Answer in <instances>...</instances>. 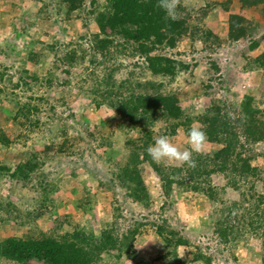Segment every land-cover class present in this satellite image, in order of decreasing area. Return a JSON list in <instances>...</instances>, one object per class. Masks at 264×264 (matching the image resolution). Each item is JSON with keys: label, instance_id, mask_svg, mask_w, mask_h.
I'll list each match as a JSON object with an SVG mask.
<instances>
[{"label": "trees", "instance_id": "1", "mask_svg": "<svg viewBox=\"0 0 264 264\" xmlns=\"http://www.w3.org/2000/svg\"><path fill=\"white\" fill-rule=\"evenodd\" d=\"M213 1L216 2L214 6L217 5L226 14V41L219 40L206 26V22L215 17L211 12L216 10L208 7L206 0H196V3L201 2L200 5L203 6H198L196 13L199 17L192 24H189V14L196 9L195 3L189 5L191 9L187 8L189 13L187 12L186 17L184 14L180 16V13L185 12L180 3L177 8L178 19L171 20L157 7V0H103L101 6H97L94 0H89L87 11H83L84 0L56 1L53 3L58 9L59 4L64 3L62 9L65 19L71 18V13L75 10L83 13V16L77 18L83 31L74 27L73 36H66L67 41H60L55 37L53 42L44 45L51 55V67L46 75L39 77L37 72L29 71L23 66L9 74L13 64L9 63L8 67L1 65L0 82L7 81L13 92L20 89L28 93L40 86L50 89L55 81V70L66 77L61 85H67L70 78H78L81 84L87 85L80 89L78 95L88 98V109H80L77 111L79 115L71 114L72 117H82V123L78 125L80 130L69 133L64 127L58 128L54 138L45 140L40 153L31 148L29 157L19 160L12 169L0 163V179L10 182V192H22L26 189L30 191L31 196L27 199L37 203L34 208L36 217H40L42 209L50 207L52 218L56 213L55 206L49 199L56 187L47 181L37 155L45 156L54 147L58 153L64 150L63 153L68 151L72 155L79 149L83 141L81 133L84 132L88 136L91 134L87 141L95 143L92 147L95 145L108 151L105 153H109V158L104 163L113 162L112 157L116 154L112 139L120 142L124 158L121 163L114 160L115 168L110 173V180L116 179L117 185L125 191L127 197L144 207L148 206L149 198L141 177L142 165H147L156 176L165 199L176 189L202 195L211 202L220 201L218 195L224 190L213 185L211 178L216 175L224 176L226 184L237 194L238 200H232L227 206H223L220 218L213 228L214 235L219 241L226 243L257 230L264 234V180L260 179L261 175L264 176V170L259 171L251 166L256 155L248 147L264 143V99L260 100L262 106L255 104L253 93L257 87L252 86L238 98L211 100L198 111L189 112L181 107L180 94L162 90L161 82L141 78L146 72L151 77L172 81L180 73L186 72L187 64L157 53L158 49H173L179 40L197 39L210 48V45L218 46L227 41L251 39L258 26L256 16H264V0ZM39 4L42 9L43 6L47 8L45 3L39 1ZM41 11L39 9L38 13ZM54 19L57 20L56 15ZM90 22L94 29L89 26ZM28 25L31 26V23ZM25 28L23 26L20 32H14V36L25 33ZM261 39L264 41V34H261ZM258 46L257 41L250 40L247 49L257 50ZM11 48L12 45L7 42H3L0 47V55L8 61L11 59ZM26 49V62L30 64L36 65L45 57L41 51L34 50V43L31 41L26 44ZM121 58L127 59L124 66L117 65V59ZM77 67L79 71L76 70ZM122 69L125 76L119 79L116 75ZM235 70L246 76L256 74L258 88L264 85V47L257 54L249 56L247 62ZM13 96L16 97V94ZM33 97L29 96L22 104L15 101L14 114L4 106H0V112L12 115V121L22 127L23 124L16 121H25L27 114L34 109L30 103L33 100L42 102L47 99L44 96ZM66 97L60 95L49 105L52 116H56L54 103L66 105ZM103 106L112 111L111 117L108 121L99 120V129L89 132L88 119L98 117L97 111ZM197 122L206 125L207 144L217 148L208 153L194 152L196 167H188L187 164L166 167L152 160L147 148L154 144L157 136L167 135L173 139L182 133L186 138L187 130ZM156 124L161 126L154 131ZM44 134L48 136L45 130ZM129 134H135V137L131 138ZM9 145L8 137L0 129V146L8 148ZM256 176H259L258 179ZM258 182L262 189H256ZM11 212L16 213V208L11 207ZM16 216H19L18 212ZM52 221L57 224L58 219L54 218ZM106 226L104 224L95 231L89 226L77 224L69 232L56 237L41 232L22 237L6 236L0 240V259L15 264H30L31 261L42 264H101V254L111 251L117 252V259L121 255L134 258L133 242L139 234V224H134L119 237ZM152 228L153 234L166 250L163 254L166 263L186 264L184 260L177 259L176 253L178 247L187 244L186 240L170 230L164 221L152 224ZM261 244L264 246V237ZM191 261L210 263L201 254H192Z\"/></svg>", "mask_w": 264, "mask_h": 264}, {"label": "rangeland", "instance_id": "2", "mask_svg": "<svg viewBox=\"0 0 264 264\" xmlns=\"http://www.w3.org/2000/svg\"><path fill=\"white\" fill-rule=\"evenodd\" d=\"M36 1L31 3L27 0H0V47L3 42L12 45L9 52L11 59L8 61L0 55V67L1 65L8 67L9 63H12L14 67L9 70V74H13V71L23 66L29 71L37 72L39 77L45 76L51 67V60H49L51 55L44 45L53 42L55 37L60 41H67L66 36H73L74 27L80 32L83 31L81 22L77 20L78 16H83V13L75 10L71 13V18L65 19L62 9L64 3L59 4L60 9L53 3L62 0ZM39 1L45 3L47 8L43 6L42 9ZM94 1L98 4L97 6L103 4V0ZM88 2L89 0H84L83 11H87ZM206 2L209 3L208 7L216 9L211 12L215 19L211 18L209 22L207 21L206 26L219 40L226 41V14L216 7L217 5L214 6L215 1L206 0ZM194 3L196 9L190 11L189 24L199 17L196 12L198 6L202 7L203 5H200L201 2L196 3V0H181L185 12L180 13V16L184 14V17L187 12L189 13L187 11V8H190L189 5ZM39 9L42 11L38 13ZM55 15L57 20L54 19ZM255 19L258 26L251 39L245 38L236 42L227 41L218 46L210 45V48L197 39H192V41L182 39L173 49H158V54L187 64L188 70L177 75L172 81L151 77L146 72L141 78L157 83L161 82L162 90L180 94L181 107L189 112L198 111L211 100L238 98L252 86V88L257 87L253 93L254 102L257 106H262L260 100L264 99V85L258 88L259 80L256 74L246 76L235 70L244 65L249 56L257 54L264 47V41L261 39V34H264V16L257 15ZM29 23L33 27L29 26ZM23 26L24 28L28 27L24 29L25 33L17 37L14 36V32H20ZM89 26L91 29L95 28L91 22ZM250 40L258 42L257 50L249 51L247 49ZM30 41L34 43V50L41 51L45 56L36 65L26 62V44ZM13 58L18 59L13 60ZM117 60L119 61L118 66H124L127 59ZM76 70L79 71V67ZM53 73L55 81L50 89L40 86L28 93L20 89L13 92L7 81L0 82V106H4L11 114H14L15 101L22 104L27 101L29 96L47 98L42 102L31 100L30 104L34 106V109L27 114L25 121L24 119L16 121L22 123V127L12 121V115L0 112V129L10 141L8 148L0 146V163L8 168L12 169L19 160L28 158L31 148L40 153L45 140L49 137L54 138L58 128L64 127L69 133L80 130L78 125L82 123V117H72L71 114L79 115L77 111L88 109V98L78 95L80 89L87 85L81 84L78 78H70L67 85H61L66 77L56 70ZM124 76L123 69L116 75L119 79ZM13 94H16V97ZM60 95L64 98L68 97H66V105L54 103L56 116H52L49 105L55 102ZM76 95L78 96L76 97ZM97 114L98 117L93 116L88 119L89 132L95 128L96 131L99 129V120L108 121L112 111L103 106L100 107ZM32 125L34 127H31ZM160 126V124H156L154 131H157ZM44 130L48 136L44 134ZM105 132L107 134L106 130ZM81 135L83 141L80 143L79 149L72 155H69L68 151L63 153L64 150L58 153L56 147L45 156L37 155L40 157L41 169L46 174L47 181L56 187L55 192L49 195V199L55 206L54 210H56L53 218L49 213L50 205H48L50 208L41 210L40 217H36L34 208L37 203L27 199L31 196L30 191L26 189L22 192H10V182L4 178L0 179V203H2L0 240L6 236L22 237L39 232L56 237L69 232L70 228L77 224L89 226L95 231L100 226L107 224L106 227L111 228L114 231L113 234L119 237L137 223L139 224V234L135 236L133 242L134 258L129 259L121 255L117 259L116 251L104 252L101 254V264H167V260L163 258L166 250L153 234L152 228V224L164 221L170 230L177 232L181 238L186 240V245L176 249L178 257L181 254L185 255V258L180 260H184L186 264H203L199 261H191L192 254L205 256L210 260L209 264H264V246L261 244L264 234L262 235L260 230L226 243L219 241L213 233L215 222L219 220L223 206H227L232 200H238L237 194L226 184L224 176L216 175L211 178L213 185L220 186L224 190L218 195L220 201L211 202L202 195L176 189H173L170 197L165 199L159 189V181L156 176L147 165H142L140 167L141 177L149 198L148 206L144 207L143 204L127 197L125 191L117 185L116 179L110 180V173L115 168L114 160L121 163L124 158L125 153L120 142L112 139V147L116 154L112 157L113 159L111 158L113 162L104 163L109 158V153H105L108 151L98 148L99 146L93 145L94 147H92V144L95 143L87 141L91 134L88 136L82 132ZM129 136L133 138L135 134H129ZM171 140L181 149L188 147L187 138L182 133ZM248 147L256 155V158L250 163L251 166L263 171L264 143ZM216 148V146L206 144L203 153H208ZM159 164L166 167L179 166L177 163L167 160L159 162ZM258 177L255 178L258 179ZM260 179L264 180V176L261 175ZM255 187L257 190L263 188L259 182ZM9 201L10 203H8ZM10 206L16 208L18 217L16 216L17 212H11ZM160 206L162 209H159ZM54 218L58 219L57 224L53 223L52 219ZM0 264L15 263L0 259ZM30 264L42 263L31 261Z\"/></svg>", "mask_w": 264, "mask_h": 264}, {"label": "clouds", "instance_id": "3", "mask_svg": "<svg viewBox=\"0 0 264 264\" xmlns=\"http://www.w3.org/2000/svg\"><path fill=\"white\" fill-rule=\"evenodd\" d=\"M180 3L181 0H157V7L165 12L167 18L176 20L178 19L177 8ZM205 129L206 125L199 122L190 126L186 132L188 147L184 149L173 143L167 135L157 136L154 144L148 146L147 153L157 163L167 160L178 165L187 164L188 167L194 168L196 167V162L193 159V153L203 152L208 143ZM184 258L185 255L181 254L177 259Z\"/></svg>", "mask_w": 264, "mask_h": 264}]
</instances>
